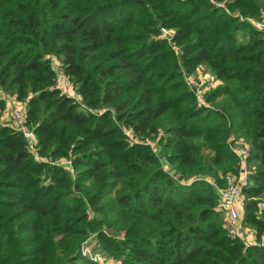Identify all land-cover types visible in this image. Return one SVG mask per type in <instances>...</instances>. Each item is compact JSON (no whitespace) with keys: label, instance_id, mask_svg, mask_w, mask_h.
<instances>
[{"label":"trees","instance_id":"1","mask_svg":"<svg viewBox=\"0 0 264 264\" xmlns=\"http://www.w3.org/2000/svg\"><path fill=\"white\" fill-rule=\"evenodd\" d=\"M263 16L264 0H0V113L3 94L25 102L36 137L0 123V264H264ZM197 67L221 82L206 105ZM238 140L252 244L215 209Z\"/></svg>","mask_w":264,"mask_h":264},{"label":"built area","instance_id":"2","mask_svg":"<svg viewBox=\"0 0 264 264\" xmlns=\"http://www.w3.org/2000/svg\"><path fill=\"white\" fill-rule=\"evenodd\" d=\"M263 22L264 20L261 21V23ZM167 34L168 33L165 29H161V37L165 38L167 37ZM60 77L61 83L63 84V89H59L64 94L74 99L80 106H82L80 97L78 96V94H76L73 85L69 81V79H67L62 73L60 74ZM60 77H56V85L58 84ZM188 84L191 85V87H194V84H191L189 81ZM65 91H71L72 93H67ZM5 97L8 98L7 95ZM14 101L16 102V104H13L12 112L16 127L18 131H20L23 136L28 140L30 147L33 148L36 142V137L34 133L29 130L26 126V103L16 101L15 99ZM197 102L199 105H205L204 100L202 98L198 99L197 97ZM238 143L239 142L237 141L234 143V145H232L231 151L235 154L236 157H238L240 161L239 170L237 174L227 175L225 179V187L222 190H218L219 200L215 208L216 211L220 212L224 216V226L228 236L231 238H241V224L243 211L242 206L244 201L243 189L250 184L249 176L251 173L250 165L247 163V159L250 155L249 146L243 145V143ZM262 206L264 207V205ZM262 241L264 242V236L262 237Z\"/></svg>","mask_w":264,"mask_h":264},{"label":"rangeland","instance_id":"3","mask_svg":"<svg viewBox=\"0 0 264 264\" xmlns=\"http://www.w3.org/2000/svg\"><path fill=\"white\" fill-rule=\"evenodd\" d=\"M262 20H264V16L262 17L261 20H257V21H251L250 20V22L252 23V25L255 28L261 29V28L264 27V22L261 23ZM263 30H264V28H263ZM166 31L168 33L166 36L168 37V35L171 34V31H168V30H166ZM50 58L52 60L51 63L53 65V67H54V70H55V73H56V77L57 76L60 77V74L62 72L60 70V61H59V59H57L54 56H51ZM188 81L191 84H194V87H192V88L194 89V92L196 93V96L198 97V99H201V98L203 99L204 95L206 93H208L210 90L214 89L217 85H219L221 83L217 78H215V76H213L212 74L208 73L203 67H197L195 72L188 78ZM56 86H58L57 88H62L63 89V84L61 83V77H60L59 82H58V84ZM65 92L72 93L71 91H65ZM3 96L5 98V102L6 103H5L3 111H1V113H0V118H1L0 119V123L3 124V125H9V126L14 127V128L17 129L16 123H15L14 118H13V112H12L13 104H16V102L14 101L13 97H10V96L7 95L8 98H9L8 99L7 97H5L6 95H4V94L1 95L2 98H3ZM125 132L127 133V136H128V134H129V136H131L130 135L131 133L129 131L125 130ZM157 142H158V139L155 137L153 139H150L147 143L151 146L153 151L159 156V159L161 160L163 169L166 172H171L168 163L163 158V155L161 153V149L157 145ZM238 142H239L238 144L243 143V145H248L243 140H238ZM57 162H60V160L57 161ZM64 162H65V164H69L68 161L64 160ZM55 163L56 162H54V164ZM171 175L174 176V177H177L179 180L181 179L175 173H171ZM220 190H222V189H220ZM263 204H264V202H263V200H261L258 208H264L262 206ZM242 216H243V211H242ZM222 218L224 220V216H222ZM242 219H243V217H242ZM241 231H242L241 232V238H242V240H244L245 243H247V244L250 243V242L254 243L255 234H254V229L251 226H244L243 224H241ZM247 239H252V240L246 241ZM92 250L96 251V245L94 244V242H91V243L88 244L87 249L85 250V252L87 254H89L90 252H92Z\"/></svg>","mask_w":264,"mask_h":264},{"label":"crops","instance_id":"4","mask_svg":"<svg viewBox=\"0 0 264 264\" xmlns=\"http://www.w3.org/2000/svg\"><path fill=\"white\" fill-rule=\"evenodd\" d=\"M1 119V118H0ZM251 236V235H250ZM250 240H252V239H247L246 241H250ZM248 244H252V242H250V243H248Z\"/></svg>","mask_w":264,"mask_h":264}]
</instances>
